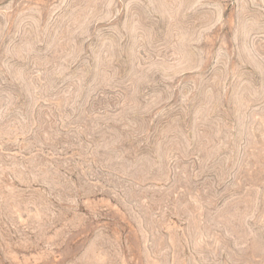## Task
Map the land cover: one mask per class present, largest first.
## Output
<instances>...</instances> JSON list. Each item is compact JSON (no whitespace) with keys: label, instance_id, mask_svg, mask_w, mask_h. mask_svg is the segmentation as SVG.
I'll return each instance as SVG.
<instances>
[{"label":"rangeland","instance_id":"rangeland-1","mask_svg":"<svg viewBox=\"0 0 264 264\" xmlns=\"http://www.w3.org/2000/svg\"><path fill=\"white\" fill-rule=\"evenodd\" d=\"M0 264H264V0H0Z\"/></svg>","mask_w":264,"mask_h":264}]
</instances>
